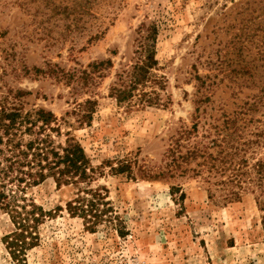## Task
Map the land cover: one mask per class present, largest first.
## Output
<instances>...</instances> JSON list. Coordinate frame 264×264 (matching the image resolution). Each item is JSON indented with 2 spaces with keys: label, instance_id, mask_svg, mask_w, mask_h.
Masks as SVG:
<instances>
[{
  "label": "rangeland",
  "instance_id": "rangeland-1",
  "mask_svg": "<svg viewBox=\"0 0 264 264\" xmlns=\"http://www.w3.org/2000/svg\"><path fill=\"white\" fill-rule=\"evenodd\" d=\"M36 5L0 0V96L21 88L30 92L25 108L55 114V147H83L96 168L91 186L107 188L115 224L86 229L65 210L76 189L47 177L25 193L52 214L19 260L6 241L13 223L0 207V264H264V188L246 186L240 198L227 199L206 170L148 176L163 169L180 126L220 122L261 93L264 0H118L105 35L90 43L85 35L61 38L60 22L38 21ZM43 25L50 30L40 31ZM142 44L154 49L168 106L118 103L109 93L115 73L140 59ZM107 59L87 81L78 77L88 63ZM244 117L251 120L246 132L264 127V101ZM120 160L129 162V175L111 171Z\"/></svg>",
  "mask_w": 264,
  "mask_h": 264
},
{
  "label": "trees",
  "instance_id": "trees-1",
  "mask_svg": "<svg viewBox=\"0 0 264 264\" xmlns=\"http://www.w3.org/2000/svg\"><path fill=\"white\" fill-rule=\"evenodd\" d=\"M117 1L37 0L34 11L40 10V22L52 17L57 24L60 22L58 35L61 38L67 37L73 43L85 35V41L90 43L105 35L109 23L114 20ZM47 26L40 27V31H49L51 26ZM140 47V59L115 73L109 93L118 103L136 101L148 106H168L171 97L165 91L164 77L153 71L156 66L154 49L143 44ZM106 63L109 65L111 61L88 63L90 70L83 68L78 77L87 81L92 70ZM260 89V94L252 93L251 101L243 103L245 106H239L230 115L223 114L225 117L220 122L213 118L212 122H206V126L199 125L198 120L190 126H180L162 155L163 169L148 176H171L176 170L182 173L206 170L210 173L206 181L225 191L227 199L240 198V190L246 186L256 185L262 190L264 155H254L264 143V127L257 126L246 132L245 123L251 120L244 115L264 101V67ZM29 94L21 88H9L0 96V207L9 214L14 226L6 235V241L12 258L16 260L27 248L37 244L38 226L46 215L52 214L25 193L27 187L47 177H51L59 188L69 185L76 189L65 202V210L71 217H80L89 231H95L103 221L113 223L115 216L107 198V188L91 186L96 168L91 165L83 147L74 143L68 148L57 149L51 135V131L59 130L57 117L43 107L25 108L23 97ZM202 100L200 93L196 102ZM86 103L92 101L88 99ZM198 107L197 104L195 111ZM249 158H253L251 163ZM191 163L193 166H189ZM110 169L127 175L132 172L126 160L118 161ZM116 226V231L121 234Z\"/></svg>",
  "mask_w": 264,
  "mask_h": 264
}]
</instances>
